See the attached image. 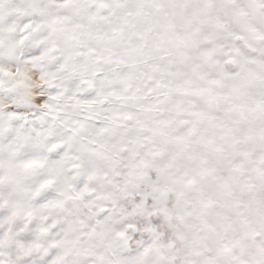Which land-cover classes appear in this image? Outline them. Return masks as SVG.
<instances>
[{
    "label": "snow or ice",
    "instance_id": "snow-or-ice-1",
    "mask_svg": "<svg viewBox=\"0 0 264 264\" xmlns=\"http://www.w3.org/2000/svg\"><path fill=\"white\" fill-rule=\"evenodd\" d=\"M0 264H264V0H0Z\"/></svg>",
    "mask_w": 264,
    "mask_h": 264
}]
</instances>
